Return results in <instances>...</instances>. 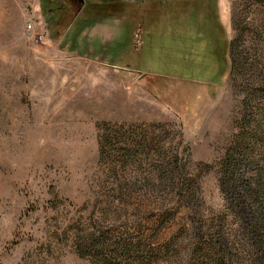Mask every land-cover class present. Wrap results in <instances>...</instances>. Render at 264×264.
<instances>
[{
    "label": "rangeland",
    "instance_id": "374dc122",
    "mask_svg": "<svg viewBox=\"0 0 264 264\" xmlns=\"http://www.w3.org/2000/svg\"><path fill=\"white\" fill-rule=\"evenodd\" d=\"M154 1L0 0V264H264V0Z\"/></svg>",
    "mask_w": 264,
    "mask_h": 264
},
{
    "label": "trees",
    "instance_id": "16d2710c",
    "mask_svg": "<svg viewBox=\"0 0 264 264\" xmlns=\"http://www.w3.org/2000/svg\"><path fill=\"white\" fill-rule=\"evenodd\" d=\"M162 1V2H161ZM171 0H169V3H167L166 4V0H155L154 2H151V4L153 5V8H149V9H147V13H146V15H145V18H144V24H145V30H146V38H145V44H146V40H148V41H150V39H151V43H152V36L154 35V37H156L157 39H159V38H162L161 36L163 35V34H161V33H159V32H157L158 31V27H157V29H156V27L155 26H160L161 28H162V26L159 24L158 25V21L162 18V13H166V12H169V10L171 9L170 8V6H171ZM185 7V6H184ZM123 10H125V7L124 8H119V9H115L114 11L116 12V13H118L119 11L121 12V11H123ZM49 12H50V16L51 15H54V14H58V15H60V14H62V13H64V14H69V10H67V9H65V10H62V9H57V8H55V9H51V10H49ZM71 17L72 16H70V17H65V20L66 21H69V20H71ZM155 17H156V19H155ZM155 19V20H154ZM153 22H155V23H153ZM163 25H164V23H163ZM155 28L156 29V33H152L150 30L152 29V28ZM214 28V27H213ZM218 28H220V27H218ZM153 31H154V29H153ZM215 31V29H213L211 32H214ZM218 31V30H217ZM157 33L159 34V35H157ZM166 35V34H165ZM224 51H225V57L223 58V60H224V62H223V66L224 67H226V69H228V58H226V55H227V52H228V50H229V48H230V46H231V43L229 44V43H227V41H225V43H224ZM145 47V46H144ZM228 56H229V52H228ZM219 76V75H218ZM250 196L252 197V196H256V192H253V191H251V194H250ZM103 249H110L108 246H104V245H102V250ZM114 249H116V247H114L113 248V250ZM120 250H127V249H125V248H123V247H120ZM110 253V252H109ZM134 253V255H136V252H133ZM131 264H139L138 263V260H136L135 259V256H133L132 258H131Z\"/></svg>",
    "mask_w": 264,
    "mask_h": 264
},
{
    "label": "built area",
    "instance_id": "2783aa9c",
    "mask_svg": "<svg viewBox=\"0 0 264 264\" xmlns=\"http://www.w3.org/2000/svg\"><path fill=\"white\" fill-rule=\"evenodd\" d=\"M27 32L29 33V37L31 39V41L33 42V44H40L42 42L43 36L42 34L36 33L34 31V27L32 24H28L26 26Z\"/></svg>",
    "mask_w": 264,
    "mask_h": 264
}]
</instances>
